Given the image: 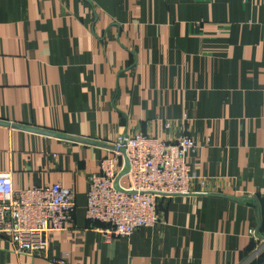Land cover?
I'll use <instances>...</instances> for the list:
<instances>
[{
    "label": "crops",
    "instance_id": "obj_1",
    "mask_svg": "<svg viewBox=\"0 0 264 264\" xmlns=\"http://www.w3.org/2000/svg\"><path fill=\"white\" fill-rule=\"evenodd\" d=\"M121 133L192 137L197 178L106 242L87 194ZM5 173L72 188L77 208L47 256L0 236V264H264L247 262L264 240V0H0Z\"/></svg>",
    "mask_w": 264,
    "mask_h": 264
},
{
    "label": "built area",
    "instance_id": "obj_2",
    "mask_svg": "<svg viewBox=\"0 0 264 264\" xmlns=\"http://www.w3.org/2000/svg\"><path fill=\"white\" fill-rule=\"evenodd\" d=\"M113 146L93 174L87 194V218L106 242L155 226L161 197L189 193L197 178L187 162L188 153L197 147L190 136L158 140L143 133H121ZM127 161L130 169L123 179ZM76 208L72 188L54 184L18 189L11 173L0 174V236L18 255L47 256L51 235L74 227ZM263 253L264 240L247 262ZM54 260L68 264L70 252Z\"/></svg>",
    "mask_w": 264,
    "mask_h": 264
},
{
    "label": "water",
    "instance_id": "obj_3",
    "mask_svg": "<svg viewBox=\"0 0 264 264\" xmlns=\"http://www.w3.org/2000/svg\"><path fill=\"white\" fill-rule=\"evenodd\" d=\"M129 169H130V165H129V162L127 161L126 167L120 174V177L122 178L124 175H126L129 172Z\"/></svg>",
    "mask_w": 264,
    "mask_h": 264
},
{
    "label": "trees",
    "instance_id": "obj_4",
    "mask_svg": "<svg viewBox=\"0 0 264 264\" xmlns=\"http://www.w3.org/2000/svg\"><path fill=\"white\" fill-rule=\"evenodd\" d=\"M262 257V256H261Z\"/></svg>",
    "mask_w": 264,
    "mask_h": 264
}]
</instances>
